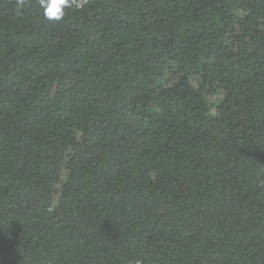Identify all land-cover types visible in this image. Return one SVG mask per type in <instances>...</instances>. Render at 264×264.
<instances>
[{
  "label": "trees",
  "instance_id": "obj_1",
  "mask_svg": "<svg viewBox=\"0 0 264 264\" xmlns=\"http://www.w3.org/2000/svg\"><path fill=\"white\" fill-rule=\"evenodd\" d=\"M0 0V264H264V0Z\"/></svg>",
  "mask_w": 264,
  "mask_h": 264
},
{
  "label": "clouds",
  "instance_id": "obj_2",
  "mask_svg": "<svg viewBox=\"0 0 264 264\" xmlns=\"http://www.w3.org/2000/svg\"><path fill=\"white\" fill-rule=\"evenodd\" d=\"M27 0H17L16 8L26 6ZM87 5V0H38L40 15L48 21H62L70 9L80 10ZM131 264H143L141 259H135Z\"/></svg>",
  "mask_w": 264,
  "mask_h": 264
}]
</instances>
